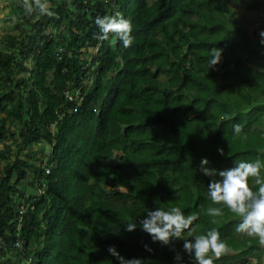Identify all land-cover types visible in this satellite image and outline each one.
Segmentation results:
<instances>
[{
    "label": "trees",
    "instance_id": "trees-1",
    "mask_svg": "<svg viewBox=\"0 0 264 264\" xmlns=\"http://www.w3.org/2000/svg\"><path fill=\"white\" fill-rule=\"evenodd\" d=\"M215 7L218 16L207 20ZM49 8L52 15L34 4L19 34L0 41V264L10 252L15 264H119L109 245L143 264H193L183 240L164 245L139 226L126 230V223L139 225L145 209L159 204L198 212L196 232L216 228L245 250L237 260L257 256L256 264H264V243L246 232L242 239L233 234L240 218L226 205H217L224 215L215 220L205 212L212 201L211 177L199 170L203 157L217 169L239 159L264 161V63L245 69L239 38L226 37L230 11L224 15L222 0H49ZM116 10L132 19L128 47L115 33L101 39L95 23ZM51 25L57 33L48 37ZM228 39L237 41V66L213 72L210 42L223 49ZM240 40L259 44L256 32ZM75 94L80 105L71 99ZM235 123L240 133H233ZM175 131L192 152L185 164L172 166L170 154L155 161L152 167L171 169L158 186L155 171L140 165L141 151L158 135H167V144ZM37 145L38 159L26 151ZM44 166H55L46 178ZM30 176L41 178L48 194L20 227L14 197L32 201L21 186ZM249 186L258 187L255 177ZM18 235L25 244L15 251ZM177 251L182 262L174 260Z\"/></svg>",
    "mask_w": 264,
    "mask_h": 264
},
{
    "label": "clouds",
    "instance_id": "clouds-1",
    "mask_svg": "<svg viewBox=\"0 0 264 264\" xmlns=\"http://www.w3.org/2000/svg\"><path fill=\"white\" fill-rule=\"evenodd\" d=\"M18 1H21V4L23 5L21 7H24L25 9L22 11V14L25 15L19 14L20 17H14L10 22L14 23L16 20H18V23H14L10 27L8 22L4 25H1L8 26L9 29L11 27L15 29L16 33L9 32L8 34H19L18 28L26 26V17L28 13L33 11L34 4L40 13L52 15V12L49 8V0ZM222 3L224 15L227 14L228 10L230 11V14L227 15L229 20V29L226 37L230 39L239 38L238 45L242 46L245 52L247 49L246 57L244 58V67L246 70H248L249 68L256 65L254 62L248 60L250 53L259 55V58L264 59V16L259 15L260 12L264 14V0H222ZM239 5H243L244 7L242 14H236V8ZM248 6L251 8V11L248 9ZM218 10V7L209 9L206 12V19H214L215 16H218ZM36 15H38V13H36ZM257 21L261 22L260 27H256ZM131 22L132 19L128 15L125 16L124 13L118 10L114 11L113 14L110 15L97 16L95 19V23L100 30L101 39H107L110 32L115 33L122 41L124 47H128L133 41V37L131 35ZM256 28L259 30V33L256 31ZM30 32L31 29L28 27L25 34V39L27 35H30ZM245 32H248L251 38L252 32H256L258 34L259 44L248 45L246 42L241 41L240 38ZM50 33L56 34L57 28L53 25L48 26L44 34L49 37ZM5 34H7V32ZM230 39L226 40L223 49L220 47H215V44L210 42L212 48L210 49L207 62L209 67H211L210 70L213 72L219 70L224 72V69H226L231 73L232 69L237 66L232 47V45L237 41H231ZM25 41H28V39ZM229 41H231L230 44H227ZM226 45L229 46L228 51L225 48ZM252 49L255 50L252 51ZM11 52L12 51H9V53ZM78 96V94H75V96L71 97V99L73 101L78 100V105H80L83 100L79 99ZM73 112H78L77 108L73 109ZM55 125H57L56 122L52 123L51 128H54ZM241 130V125L239 123L233 124V133H240ZM158 138V140H155L153 143H151V145H147V147H144V149L141 151L143 154L141 156L142 162L140 165H148L155 171L158 186H160L165 182L167 177L171 175V169L168 170L166 168H154L152 166L159 165L155 161H158V159H163L162 157L166 156V154H170L172 161L170 164L172 166L175 163L185 164L187 161L186 159L191 155L192 150H188V144H186L184 135L181 136L180 132H173V136L169 137V139H171L167 142V144L163 143L164 140H168L167 135H158ZM44 144L47 145V142L44 141ZM34 147L36 149H34ZM41 148V146L37 145L28 148L26 151L33 153V155L35 154V157L38 159L39 150ZM217 150L223 154L222 148H218ZM172 155H174V157ZM49 156L50 154H48V159ZM36 164L42 166V163ZM208 165V158L203 157L200 162L199 170L205 174L204 179L211 177L208 182L207 198L212 201V204H210L205 209L206 214L215 220V218L224 215L223 207L217 205H226L228 209H230L240 218L239 223H237L235 226V231H233V234L239 236V239H242L243 234H241V232H246V237L251 238L256 235L259 237L261 243H264V175H262L261 172V170L264 169V161L259 158L255 160L239 159L235 160L234 166L224 169H217ZM44 167L45 174L43 177L46 178L51 174L53 171L52 168L55 166ZM249 177H255V183L258 185L257 188L253 189L249 186ZM37 178L39 177L34 178L30 176V178L21 184L23 188L28 187L30 193H26L27 195L35 196L31 202L25 203L23 200L19 202L20 197L17 196V199L14 197L15 202H18L19 205L18 213L20 217L18 218V221L20 227L23 225V221L25 219H29L30 215L34 214L36 209L35 203L44 200L48 194L47 185L45 183H41V178L40 180ZM133 184L137 185L136 182H133ZM153 187L156 188L155 186ZM120 188L123 191H126L124 187ZM68 189L69 187L67 190ZM194 193H196V190ZM194 193L191 194L194 195ZM174 195L175 197L177 196L175 191ZM79 200H82V198L76 197V202ZM145 212L146 215L140 219L139 225L136 222L126 223V230L133 231L139 226L144 232L150 235L152 242H161L164 245H168L177 239L183 240L182 248L184 252L189 254L193 264H230V262L236 264H251L253 263V259L256 260V262L253 264H256L259 260L257 256H249L248 258L243 257L240 261L239 259L237 260L235 257L245 250L228 248L226 243L228 236L221 237L220 232L216 228H209L206 231L196 232L193 221H195L199 216L198 212L186 214L179 205L164 206L162 204H159V206L155 208H146ZM247 233L252 236H247ZM24 244V240L18 235L11 249L15 251L23 250ZM144 247L151 251V248L147 243L144 244ZM232 249L236 250V255H231L232 251H234ZM229 250H231V252L227 253ZM108 252L119 260V264H143L142 258L133 257L126 259L124 256L120 255L115 245H109ZM7 256L3 258L1 264L17 263L18 260L12 255V252L8 253ZM174 260L177 262H182L183 256L181 252L177 251L175 253ZM260 261H263L264 263V255ZM22 263L27 264L28 261L23 260L20 264Z\"/></svg>",
    "mask_w": 264,
    "mask_h": 264
},
{
    "label": "crops",
    "instance_id": "crops-1",
    "mask_svg": "<svg viewBox=\"0 0 264 264\" xmlns=\"http://www.w3.org/2000/svg\"><path fill=\"white\" fill-rule=\"evenodd\" d=\"M21 6L23 5L21 4V1L18 0H0V26L11 21L16 16L20 17V15L22 14L21 10H23ZM7 15H9V19H6ZM255 45L257 44L255 43ZM225 48L227 51L229 50L228 45H226ZM253 50L255 49H252V51ZM258 56L259 55L250 53L248 56V60L254 62L255 64L264 63V59L259 58ZM257 66L259 67L260 65Z\"/></svg>",
    "mask_w": 264,
    "mask_h": 264
},
{
    "label": "rangeland",
    "instance_id": "rangeland-1",
    "mask_svg": "<svg viewBox=\"0 0 264 264\" xmlns=\"http://www.w3.org/2000/svg\"><path fill=\"white\" fill-rule=\"evenodd\" d=\"M243 11H244V7H243V5H239L237 8H236V14H242L243 13ZM23 15V14H22ZM259 15L260 16H264V14L262 13V12H260L259 13ZM15 24L16 23H18V20H16L15 22H14ZM14 23H12V22H8V25H9V27L10 26H12ZM260 25H261V22L260 21H257L256 22V27H260ZM9 27L8 26H0V41L2 40V38H3V36H4V34L7 32V33H9V32H14V33H16V31H15V29L14 28H10L9 29ZM253 27V26H252ZM256 31L259 33V30L256 28ZM2 43V42H1ZM91 52V51H90ZM3 148V145L2 144H0V149H2ZM16 149V152H18V149L17 148H15ZM34 149H36L35 147H34ZM26 152V151H25ZM33 159V161L35 160L34 158H32ZM35 162V161H34ZM36 163V162H35ZM26 193H30V191L27 189L26 190ZM247 236H252V235H249L248 233H247ZM227 243V245H228V248H235L236 247V245H240L238 242V244H231V242H226ZM232 250H234V249H232ZM236 250H234V251H232V253H231V255H236L237 254V252H235ZM231 252V250H229V251H227V253H230ZM186 255H185V257H186V259L187 260H190V261H192L191 259H190V257H189V254H187V253H185ZM8 257V256H7ZM193 262V261H192ZM252 262L253 263H255L256 262V260L255 259H253L252 260ZM22 264H25V263H22ZM230 264H236V263H231L230 262Z\"/></svg>",
    "mask_w": 264,
    "mask_h": 264
}]
</instances>
